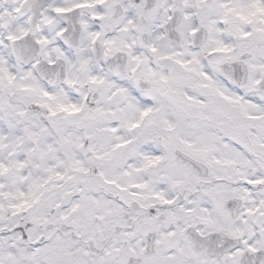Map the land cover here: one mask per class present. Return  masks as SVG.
<instances>
[{
  "label": "snow or ice",
  "instance_id": "snow-or-ice-1",
  "mask_svg": "<svg viewBox=\"0 0 264 264\" xmlns=\"http://www.w3.org/2000/svg\"><path fill=\"white\" fill-rule=\"evenodd\" d=\"M0 264H264V0H0Z\"/></svg>",
  "mask_w": 264,
  "mask_h": 264
}]
</instances>
